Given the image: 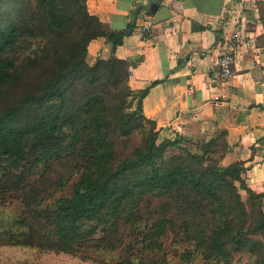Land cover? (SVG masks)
I'll use <instances>...</instances> for the list:
<instances>
[{"label": "trees", "instance_id": "trees-1", "mask_svg": "<svg viewBox=\"0 0 264 264\" xmlns=\"http://www.w3.org/2000/svg\"><path fill=\"white\" fill-rule=\"evenodd\" d=\"M133 27L111 29L87 0H0V198L22 201L0 247L121 248L115 264H169L172 233L191 246L181 264H235L238 253L264 264V194L244 162L221 165L226 130L160 137L143 112L149 86L134 90L132 61L116 53ZM98 37L111 53L91 64Z\"/></svg>", "mask_w": 264, "mask_h": 264}, {"label": "crops", "instance_id": "crops-1", "mask_svg": "<svg viewBox=\"0 0 264 264\" xmlns=\"http://www.w3.org/2000/svg\"><path fill=\"white\" fill-rule=\"evenodd\" d=\"M260 2L264 0H87V6L113 30L134 26L116 53L132 61V88L149 86L143 112L157 122L160 137L175 138L180 132L197 139L226 130L230 149L221 165L244 162L249 187L264 194ZM146 23L151 24L147 33L142 30ZM236 31L241 43L234 75L220 81L216 73L222 42ZM111 49L106 37L93 39L88 62L107 58Z\"/></svg>", "mask_w": 264, "mask_h": 264}, {"label": "rangeland", "instance_id": "rangeland-1", "mask_svg": "<svg viewBox=\"0 0 264 264\" xmlns=\"http://www.w3.org/2000/svg\"><path fill=\"white\" fill-rule=\"evenodd\" d=\"M70 184L64 190H59L54 196L47 198L46 202H51L61 195L70 192ZM21 198L15 194L8 193L3 199L0 198V230L7 224V221L21 212ZM174 234L168 233L164 239L165 251L169 257V264L183 263L185 252L191 247L187 242L181 241ZM26 251V252H25ZM121 248H97L87 247L78 249L76 255L44 253L28 251L26 249L0 247V264H115L123 257ZM195 264L203 263L204 259L200 255L193 258ZM235 264H251L248 255L238 253L235 256Z\"/></svg>", "mask_w": 264, "mask_h": 264}, {"label": "built area", "instance_id": "built-area-1", "mask_svg": "<svg viewBox=\"0 0 264 264\" xmlns=\"http://www.w3.org/2000/svg\"><path fill=\"white\" fill-rule=\"evenodd\" d=\"M175 1V0H168ZM151 29V24L146 23L142 30L148 32ZM241 39L239 32H233L226 37L222 42V49L217 58V73L216 78L220 81L229 80L234 75L235 55L240 46Z\"/></svg>", "mask_w": 264, "mask_h": 264}]
</instances>
